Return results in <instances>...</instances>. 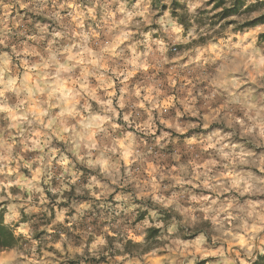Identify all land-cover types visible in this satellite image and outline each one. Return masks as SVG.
I'll return each instance as SVG.
<instances>
[{"label":"clouds","instance_id":"clouds-1","mask_svg":"<svg viewBox=\"0 0 264 264\" xmlns=\"http://www.w3.org/2000/svg\"><path fill=\"white\" fill-rule=\"evenodd\" d=\"M0 264H264V0H0Z\"/></svg>","mask_w":264,"mask_h":264}]
</instances>
